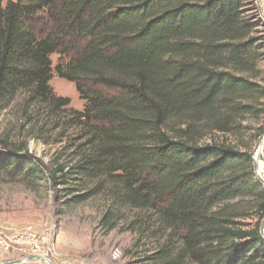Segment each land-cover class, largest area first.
<instances>
[{
    "label": "trees",
    "instance_id": "trees-1",
    "mask_svg": "<svg viewBox=\"0 0 264 264\" xmlns=\"http://www.w3.org/2000/svg\"><path fill=\"white\" fill-rule=\"evenodd\" d=\"M255 9L254 0H0V111L24 93L26 120L42 115L62 138L73 134L49 162L0 136V181L43 179L63 203L101 194L106 230L120 224L154 244L140 264H264ZM52 71L75 84L82 110L53 92Z\"/></svg>",
    "mask_w": 264,
    "mask_h": 264
},
{
    "label": "rangeland",
    "instance_id": "rangeland-1",
    "mask_svg": "<svg viewBox=\"0 0 264 264\" xmlns=\"http://www.w3.org/2000/svg\"><path fill=\"white\" fill-rule=\"evenodd\" d=\"M6 2L2 0L3 5ZM254 5L257 17L264 23V0L254 1ZM50 58L54 66L59 56L53 53ZM51 76L49 84L53 92L68 97L70 108L82 110L84 101L75 84L58 77L54 71ZM24 97L20 93L0 111V136L24 139L28 152L44 162H49L61 148L67 153L68 144L73 142H68L73 136L71 131L64 130L62 138L57 129H52L53 121H44L42 115L26 120L22 112ZM62 200L60 195L57 199L43 179L30 181L17 177L12 182L0 181V264H140L144 251L154 247L147 238L139 240L136 233L120 224L106 230L99 223L107 204L101 194L74 203ZM28 225L37 229L39 241L52 252L33 253L27 244L25 247L16 243L15 233ZM36 256H44L50 262Z\"/></svg>",
    "mask_w": 264,
    "mask_h": 264
},
{
    "label": "built area",
    "instance_id": "built-area-1",
    "mask_svg": "<svg viewBox=\"0 0 264 264\" xmlns=\"http://www.w3.org/2000/svg\"><path fill=\"white\" fill-rule=\"evenodd\" d=\"M16 233V243L20 246L25 245V247H27V244L29 250L33 253H40L41 255H44L50 251L52 252L50 247H43V244L38 239L37 229H35L33 226H25L20 229L17 234Z\"/></svg>",
    "mask_w": 264,
    "mask_h": 264
},
{
    "label": "water",
    "instance_id": "water-1",
    "mask_svg": "<svg viewBox=\"0 0 264 264\" xmlns=\"http://www.w3.org/2000/svg\"><path fill=\"white\" fill-rule=\"evenodd\" d=\"M256 3H258V0H254ZM260 10V9H259ZM260 15L262 16L261 14V11H260ZM263 17V16H262ZM264 20V18H263ZM264 139V132L257 138L256 140V143L254 145V148H253V169H254V173H255V177L262 183L263 187H264V175H259L258 172H257V169H256V164H255V159H254V154L256 152V150L258 149L261 141ZM259 158L261 160H264V155L261 154L259 156ZM260 234L262 235V237L264 238V218L262 219L261 221V225H260ZM37 259L39 260H42V261H47V262H50L48 258L46 257H42V256H36Z\"/></svg>",
    "mask_w": 264,
    "mask_h": 264
},
{
    "label": "bare ground",
    "instance_id": "bare-ground-1",
    "mask_svg": "<svg viewBox=\"0 0 264 264\" xmlns=\"http://www.w3.org/2000/svg\"><path fill=\"white\" fill-rule=\"evenodd\" d=\"M263 154L264 155V139L261 141L258 149L256 150L254 154L256 169L259 175H264V160H261L259 156ZM47 262V261H46Z\"/></svg>",
    "mask_w": 264,
    "mask_h": 264
}]
</instances>
